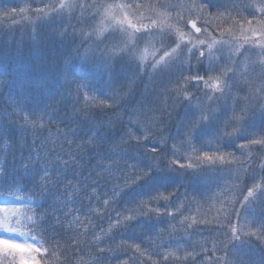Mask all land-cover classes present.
<instances>
[{"label": "snow or ice", "instance_id": "obj_1", "mask_svg": "<svg viewBox=\"0 0 264 264\" xmlns=\"http://www.w3.org/2000/svg\"><path fill=\"white\" fill-rule=\"evenodd\" d=\"M145 255L264 264V0L0 9V264Z\"/></svg>", "mask_w": 264, "mask_h": 264}, {"label": "rangeland", "instance_id": "obj_2", "mask_svg": "<svg viewBox=\"0 0 264 264\" xmlns=\"http://www.w3.org/2000/svg\"><path fill=\"white\" fill-rule=\"evenodd\" d=\"M23 3H24V0H0V9L22 6ZM198 26L200 25L198 24ZM17 34H20V33L18 32ZM237 155H239V153H237ZM136 191H143V188L136 189ZM140 259L142 261V264H151V262L148 261L147 259V255L141 257ZM153 259H156V257H153Z\"/></svg>", "mask_w": 264, "mask_h": 264}, {"label": "trees", "instance_id": "obj_3", "mask_svg": "<svg viewBox=\"0 0 264 264\" xmlns=\"http://www.w3.org/2000/svg\"><path fill=\"white\" fill-rule=\"evenodd\" d=\"M17 35H19V34H17ZM113 207H115V205H113ZM101 227H103L105 230L108 228V224H107V221H105V223H103L102 225H101ZM97 231H99V230H97ZM125 240L127 239V237H125L124 238ZM120 240H121V238L119 237V236H117L116 238H115V242L117 243V244H119L120 243ZM137 243L139 242V241H136ZM105 243H111V241H106ZM102 247L104 246L103 244L101 245ZM141 247H142V249L143 248H145V247H147L146 245H141ZM121 259H126V257H124V256H121L120 257Z\"/></svg>", "mask_w": 264, "mask_h": 264}]
</instances>
